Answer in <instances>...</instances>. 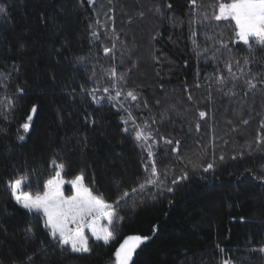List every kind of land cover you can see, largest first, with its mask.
Masks as SVG:
<instances>
[{"label": "trees", "instance_id": "16d2710c", "mask_svg": "<svg viewBox=\"0 0 264 264\" xmlns=\"http://www.w3.org/2000/svg\"><path fill=\"white\" fill-rule=\"evenodd\" d=\"M218 2L0 0V264H113L137 235L130 264H264V48L211 19ZM53 159L106 203L129 193L108 245L61 249L12 198V177L41 191Z\"/></svg>", "mask_w": 264, "mask_h": 264}, {"label": "snow or ice", "instance_id": "6c2138e0", "mask_svg": "<svg viewBox=\"0 0 264 264\" xmlns=\"http://www.w3.org/2000/svg\"><path fill=\"white\" fill-rule=\"evenodd\" d=\"M88 3L93 4L94 0H88ZM191 3L195 7L197 0H191ZM200 7L203 8L204 6L201 5ZM212 7L218 11L213 13L211 19L218 22H228L225 27L231 30L236 41L242 42L249 52H252L255 48H264V0H231V2L221 0V2L213 4ZM157 10L159 11V9ZM5 12V7L0 3V13ZM197 14L200 15L201 13L197 12ZM202 15L204 20L210 19L206 12L202 13ZM220 43L222 47L227 49V44H224L223 41H220ZM108 51V49H105L106 53ZM247 63L248 61L245 60V64ZM226 66L229 73H231V64L228 63ZM112 75H115L114 70L112 71ZM218 82L224 84L226 82L225 77H220ZM246 83L251 88L256 86L252 80H248ZM96 91H99V89H93V94ZM104 91L107 92L108 90L104 89ZM116 96L119 97L120 93L117 92ZM127 96L133 101L137 99L136 94L132 91H129ZM36 111V107H32L31 112L36 113ZM204 115V112L200 113L201 117H204ZM27 120L31 121L32 116L29 115ZM22 127L27 132L30 125L26 122ZM23 138V136L19 137L21 140ZM150 138V133L145 134L143 130L136 131V139L138 141L144 140L147 142ZM165 142L172 143L171 140H166ZM176 143L177 145L179 144V142ZM152 155L153 153L149 147L148 156L152 157ZM52 166L55 175L43 185L44 191L42 195L39 193L33 195L31 192L23 190L29 182L27 176H14L7 184V187L11 190L12 198L28 212L43 216L44 228L48 230V235L51 236V239L61 249L68 247L74 253L89 252V237L85 235V230H88L96 241H102L105 245H108L115 239V230L112 227L114 218L122 219V217L118 216L116 207L119 206L120 200L127 197L129 193L124 192L122 197L117 198L114 202V207L113 203H106L102 195H93V191L84 183V175L81 174L70 181L74 194L66 197L63 192L65 180L61 175L65 170V164L58 163L53 159ZM212 168L213 164L209 163L204 170L208 171ZM145 171H148L147 166ZM183 178L186 179L187 177ZM158 179L157 169L153 162L150 175L139 185V190H143L146 186L156 183ZM173 182L175 183L176 181ZM136 191V188L132 189V192ZM105 218L107 219L108 226L99 224V220ZM38 219L39 215L37 216ZM26 232L33 234L32 227L29 226ZM147 239L148 237L139 235L124 239L115 251V264H130L137 247ZM260 251H264V248H261ZM28 260L31 262L32 257L29 256ZM224 264H228V262L225 261Z\"/></svg>", "mask_w": 264, "mask_h": 264}, {"label": "rangeland", "instance_id": "374dc122", "mask_svg": "<svg viewBox=\"0 0 264 264\" xmlns=\"http://www.w3.org/2000/svg\"><path fill=\"white\" fill-rule=\"evenodd\" d=\"M54 175H55V172H54L53 176H54ZM61 175H62L63 179L65 180V184H64V186H63V192H64V195H65L66 197L73 195V194H74V191L72 190V186H71L70 181L73 180V179H75L76 177H75V178H72V179H68V178H66V177L63 175V173H61ZM53 176H51L50 178H52ZM50 178H48V179H50ZM48 179H47V180H48ZM47 180L44 182V184L47 182ZM23 190H24V191L31 192L33 195H36L37 193H39V194L42 195V194H43V191H44V188H43L41 191H38V190H29V189H26V186H25ZM93 195H94V194H93ZM20 206H21V205H20ZM99 224H101V225H103V226H108L107 219L105 218V219H101V220H99ZM85 235L89 237V240L92 239V240L96 241L95 238L91 236V233H90L88 230H85ZM89 240H88V243H89ZM96 242H102V241H96ZM137 248H138V247H137ZM136 250H137V249H136ZM135 252H136V251H135ZM134 256H135V253L133 254L132 259L134 258ZM131 261H132V260H131ZM113 264H115V255H114V261H113Z\"/></svg>", "mask_w": 264, "mask_h": 264}]
</instances>
